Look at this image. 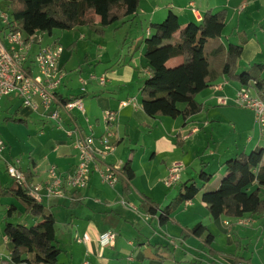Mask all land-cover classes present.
Here are the masks:
<instances>
[{
  "label": "crops",
  "instance_id": "crops-1",
  "mask_svg": "<svg viewBox=\"0 0 264 264\" xmlns=\"http://www.w3.org/2000/svg\"><path fill=\"white\" fill-rule=\"evenodd\" d=\"M222 9L227 11L226 28L223 35L211 43V48L245 42L238 62L239 71H248L254 65L264 66V0H172L171 3L168 0H143L135 15L109 26L103 36L88 26L61 31L57 35V41L65 47L61 66L66 72L59 98L62 101L79 98L85 110L84 113L74 110L70 115L64 114L65 128L77 127L88 135L101 137L106 132V113L116 112V122L111 129L115 150L107 163L123 168L131 161L136 175L129 195L123 194L121 183L111 187L94 172L85 189L68 190L65 198L43 203L51 209L56 223V212L61 206L70 212L77 244L70 248L72 264L79 260L81 264H91L90 258H96L99 264H264V248L260 246L261 242L264 245L262 216L246 214L242 218L213 220L201 194L185 203L164 226L160 224V213L152 218L140 208L144 196L163 209L179 195L184 184L181 173L179 182L172 188H167L164 180L173 165L180 164L183 170L182 158L188 147L207 143L206 151H211L209 154L203 152L201 162L213 175L209 183L217 174L226 173L223 164L228 158L264 148V138L253 111L236 105L240 84L223 75L197 96L205 109L188 123L181 117L152 118L143 110L140 89L150 77L145 41L151 33V25L163 22L172 11L184 28L189 23L201 22L207 11ZM179 37L176 33L174 41H179ZM182 63V58H174L166 63V68H175ZM101 77L106 78L105 85L99 83ZM220 99L225 102L221 104ZM10 104L8 112L11 115L8 114L5 122L18 113L23 118L30 114L41 123L39 136L42 139L31 137L29 146L23 142L22 151L27 154L24 159L9 139L0 136L6 145V154L0 160V186L9 188L4 178L8 176L6 163L17 159L26 173H32L35 184L47 181L52 167L62 174L73 172L78 163L74 140L68 138L54 121L22 105L13 110L14 101ZM18 104L21 102L16 107ZM49 123L53 124L51 129H48ZM194 128L199 131L192 133ZM231 135L233 140H230ZM179 140L182 146L178 145ZM209 158H213L211 162ZM154 164L158 168L155 169ZM19 200L17 196L0 200V206L4 208L0 222V264L9 262L13 249L5 236V225L23 217L17 205ZM73 201L79 202V206L70 208ZM11 206L16 207V212L9 217ZM26 218L25 215L23 223ZM34 221L31 219L24 225L29 226ZM198 223L204 224L214 236L213 250L206 246L203 238H182L184 229ZM110 231L116 233V239L113 245L102 247L99 237ZM164 248L175 252L170 253L169 258L161 253ZM38 250L45 254L49 249L39 247ZM58 264H63L60 257Z\"/></svg>",
  "mask_w": 264,
  "mask_h": 264
},
{
  "label": "trees",
  "instance_id": "trees-1",
  "mask_svg": "<svg viewBox=\"0 0 264 264\" xmlns=\"http://www.w3.org/2000/svg\"><path fill=\"white\" fill-rule=\"evenodd\" d=\"M6 1L10 3L13 11L11 27L15 31H22L27 35L36 31L52 34L55 30L72 31L88 26L103 36L104 30L109 26L135 15L143 0ZM226 20L225 9L209 10L203 15L201 22H192L181 28L178 16L169 11L163 22L151 25V33L145 41V57L149 64L150 77L140 89L143 110L148 116L171 119L181 117L188 123L205 109L197 101V96L208 89L211 82L220 75L229 81L238 82L241 87L252 88L264 101V66L254 65L248 71H239L238 62L245 42L227 47L219 44L211 48V43L223 35ZM176 33L180 34L177 42L174 41ZM174 58H182L183 63L175 68H166V63ZM178 145H183L181 140ZM223 166L226 170L225 176L214 189L202 193L203 188L213 178L204 166L199 173V182H185L179 195L167 207L161 209L158 204L144 196L140 208L152 218L160 213V224L164 226L185 203L193 201L201 194L202 202L213 220L222 217L242 218L246 214L264 217V199L261 196L264 189V148L239 154L228 159ZM26 175L28 184L31 185L33 175L31 172ZM135 178L132 162L128 161L119 177L124 195L131 194ZM254 186L256 188L252 190ZM16 196L25 205V215L40 222L33 226L6 223L4 233L13 247L7 264H58L62 252L59 248H52L57 243L56 221L53 216L46 211L43 203L35 201L29 195L27 187L0 186V200ZM78 206L77 201L70 204V208ZM15 212L16 207L11 206L8 216L11 217ZM181 236L184 240L192 237L203 238L206 246L210 248L214 242V236L202 223L184 229ZM39 247L49 250L42 254Z\"/></svg>",
  "mask_w": 264,
  "mask_h": 264
},
{
  "label": "built area",
  "instance_id": "built-area-1",
  "mask_svg": "<svg viewBox=\"0 0 264 264\" xmlns=\"http://www.w3.org/2000/svg\"><path fill=\"white\" fill-rule=\"evenodd\" d=\"M2 1L9 7L8 1ZM242 10L244 7L240 9ZM12 23L13 14L0 6V120L3 98L12 94L17 95L24 108L54 121L58 128L65 131L68 138L74 140L78 163L71 173L62 174L56 167L50 168L47 181L41 184H28V177L21 168L19 159L6 163V173L16 185L21 188L27 187L29 195L39 203L54 198H65L68 190L85 189L94 172L100 174L106 184L115 187L119 183L122 168L109 165L107 159L115 150L114 134L111 129L116 122V112L106 113L104 118L106 132L101 137L88 135L77 127L65 128L64 114L70 115L74 110L85 112L81 99L74 98L63 102L59 98V90L66 76L61 66L65 47L57 40L50 41L48 38L51 34L47 32L36 31L32 35H27L22 31L13 30ZM99 83L105 85L106 78H99ZM223 102L225 100L220 99V103ZM235 102L238 107L253 111L256 124L264 138V101L252 88L242 86ZM198 131L199 128H194L192 133ZM5 149V142L0 137V160L3 159ZM181 171L180 164L171 167L164 180L167 188H172L179 182ZM116 236L114 231L102 234L99 237L100 245L102 247L113 245Z\"/></svg>",
  "mask_w": 264,
  "mask_h": 264
},
{
  "label": "rangeland",
  "instance_id": "rangeland-1",
  "mask_svg": "<svg viewBox=\"0 0 264 264\" xmlns=\"http://www.w3.org/2000/svg\"><path fill=\"white\" fill-rule=\"evenodd\" d=\"M169 3L172 2V0H168ZM0 6L3 9L6 10H10V13L12 14V8L9 5V7H7L8 5L4 4V2L2 0H0ZM60 33H62L60 30H55L52 34L51 37H49L48 39L50 41L52 40H57V35H60ZM14 101V108L13 110L18 109V107L21 104H18L16 107L17 103H20V101L17 98V95L12 94L11 96L8 97H4L2 100V112H1V120H0V136L2 138L9 139L12 146L14 147V149H16L20 154L21 157H23L24 159L27 158V154L23 153V142H27L28 146L30 145V138L31 137H38L40 132H39V125L41 123H39L37 121L36 118H34L33 116H31L30 114H28L26 116V118H23V115H20L18 113L17 116H13L11 118L13 119H9L8 122H5V118H7L8 114L11 115V112H8L11 104L10 102ZM3 116V117H2ZM15 120H22V121H26V122H15ZM52 123L48 124V129H51L53 124ZM200 136V135H197ZM40 139H42L39 136ZM234 137L231 135V139L233 140ZM206 147H207V143H197L192 147H188L187 151L185 152V157L182 158L183 161V170L181 172V183H185L189 180H195L197 182H199V173L201 168H203L205 165L202 164L201 160L202 158V154L203 152L206 154H209V151L211 150H207L206 151ZM208 149V147H207ZM6 151L3 153V156H5ZM213 158H209L208 160L211 162ZM229 159V158H228ZM213 162V161H212ZM153 167L156 169L158 168L156 166V164L153 165ZM225 176V172H222L221 174H217L215 180L212 183H207L206 186L203 188L202 192H207L208 190L214 189L215 188V184L214 183H218L222 177ZM7 181V183L9 184V187H13L15 186V181L10 178L9 176H5L4 177ZM262 198L264 199V190L262 191L261 194ZM9 199V198H7ZM20 203H16L19 207V210H21V212H23V217L22 219H14L10 222H13L14 224H25L27 221L30 222L32 218H26L25 223H23V220L25 219V205L24 203L19 200ZM46 211L48 213H50V208H48L47 206L45 207ZM2 211H4V208H2V206H0V222H1V216H2ZM57 223H56V240L57 243L54 244L53 248H59L62 251V254L60 255V260L63 264H72L71 263V255H70V248L71 246H75L77 244H75L76 240L74 238V234H75V228H74V224L71 225V217H70V212H68L66 210V208L64 207H60L57 212ZM35 220L33 223H31L29 226H33L38 224L40 221L36 220V219H32ZM2 228L0 227V230ZM262 244V242H261ZM261 247L264 248V245H261ZM168 252V253H166ZM175 250H171V251H167V249H163L161 251V253L167 254V256L170 258L169 254L173 253L174 254ZM90 263L91 264H99V260H97L96 258H90ZM74 263V262H73ZM75 264H81V260L79 261H75Z\"/></svg>",
  "mask_w": 264,
  "mask_h": 264
}]
</instances>
